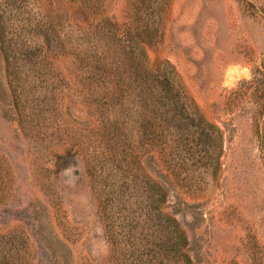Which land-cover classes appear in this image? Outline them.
I'll list each match as a JSON object with an SVG mask.
<instances>
[{"label":"rangeland","instance_id":"374dc122","mask_svg":"<svg viewBox=\"0 0 264 264\" xmlns=\"http://www.w3.org/2000/svg\"><path fill=\"white\" fill-rule=\"evenodd\" d=\"M248 1L0 0V264H144L152 195L185 254L169 263L264 264ZM161 74L212 124V165L152 114Z\"/></svg>","mask_w":264,"mask_h":264},{"label":"trees","instance_id":"16d2710c","mask_svg":"<svg viewBox=\"0 0 264 264\" xmlns=\"http://www.w3.org/2000/svg\"><path fill=\"white\" fill-rule=\"evenodd\" d=\"M245 2L249 5L252 4L248 0H245ZM1 42L3 43L4 40L2 39ZM254 72L263 77L262 82L257 83L259 96L257 99V117L255 118L256 127L258 131L260 130L258 136L260 137V141L263 142L264 132H262L261 129L264 125V68L258 65L255 67ZM155 80L156 82H154ZM169 82L170 81L165 74H161V76L159 75L152 80V96H155L153 101L156 100L158 104L162 105L161 111L153 110L152 114H158V119L160 121H167V125L173 126L175 132H178L180 137H184L188 144L193 142L194 146H196L199 151H204L206 153V157L204 159L205 163L212 165L215 159L211 154L217 148V140L213 138L214 135L211 130L212 124L203 122L200 117H196L193 110L188 107L186 101L184 100V96L181 97L178 89ZM249 82L251 84L253 83V80ZM157 88L158 90H156ZM152 127V138H154L156 126ZM160 200V198L157 199L152 195V210H156L158 212L155 214L152 213V216L149 214V220L151 221L150 225L152 227H156L160 240L155 242L152 245V248L149 246L142 248L141 254L148 255L149 252L152 251V257L148 259V262H144V264H155L154 261H156V257L159 258V256V264H167L168 261L175 263L179 258L185 257V254L179 249V235H177L173 229L170 228L169 234L167 231L166 237L163 239L164 235L162 232L165 233L166 229H164V226H167V224L166 221L161 218V216L164 215L158 206V202ZM169 262L168 264H171ZM117 263L119 262H116L115 264ZM128 264H136V262L131 261V263Z\"/></svg>","mask_w":264,"mask_h":264}]
</instances>
